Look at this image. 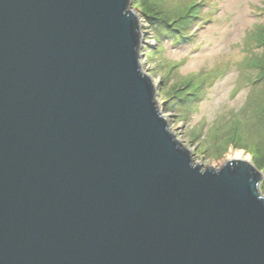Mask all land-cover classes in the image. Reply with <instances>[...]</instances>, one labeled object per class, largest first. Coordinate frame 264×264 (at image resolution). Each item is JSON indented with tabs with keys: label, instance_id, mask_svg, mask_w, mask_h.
Returning <instances> with one entry per match:
<instances>
[{
	"label": "water",
	"instance_id": "95a60500",
	"mask_svg": "<svg viewBox=\"0 0 264 264\" xmlns=\"http://www.w3.org/2000/svg\"><path fill=\"white\" fill-rule=\"evenodd\" d=\"M132 0H0V264H264V172L193 158Z\"/></svg>",
	"mask_w": 264,
	"mask_h": 264
},
{
	"label": "rangeland",
	"instance_id": "374dc122",
	"mask_svg": "<svg viewBox=\"0 0 264 264\" xmlns=\"http://www.w3.org/2000/svg\"><path fill=\"white\" fill-rule=\"evenodd\" d=\"M132 3L147 72L193 158L220 166L244 146L264 172V0Z\"/></svg>",
	"mask_w": 264,
	"mask_h": 264
},
{
	"label": "trees",
	"instance_id": "16d2710c",
	"mask_svg": "<svg viewBox=\"0 0 264 264\" xmlns=\"http://www.w3.org/2000/svg\"><path fill=\"white\" fill-rule=\"evenodd\" d=\"M264 68V67H263Z\"/></svg>",
	"mask_w": 264,
	"mask_h": 264
}]
</instances>
